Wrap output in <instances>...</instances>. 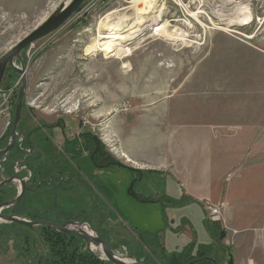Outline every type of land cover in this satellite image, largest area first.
<instances>
[{"label":"rangeland","instance_id":"1","mask_svg":"<svg viewBox=\"0 0 264 264\" xmlns=\"http://www.w3.org/2000/svg\"><path fill=\"white\" fill-rule=\"evenodd\" d=\"M68 1L0 0V56ZM132 1L85 0L59 29L24 49L21 59L26 69V92L18 125L28 130L39 124L44 128L46 123L53 127L62 119L66 138L73 140L65 157H88L82 143H76L80 132L86 130L121 162L118 136L111 130L114 114L128 110L142 114L160 100L166 101L164 106L170 113L178 101H183V108H191L194 100L209 99L212 112L220 110L237 130L257 128L259 135L258 150L239 148L234 151V161L210 163L212 180L221 181L209 196L224 194V210L232 220L226 223L222 216L223 222L209 223L205 200H185L182 194L176 195L180 188L168 176L141 174L144 180L133 189L152 202L142 204L128 194L134 171L117 167L102 174L81 168L85 185L75 180L65 181L63 187L51 181L48 192L45 187L35 189L26 204L45 206L55 198L58 208L65 212L68 208L84 211V219L79 222L88 223L95 236L126 262L165 264V255L178 254L189 245L197 247L199 241L205 243L209 238L218 247L226 243L235 249L242 264L253 260L254 264H264L260 257V253L264 257V0H160L164 13L160 25H155L152 32L144 28L145 34L127 45L120 59L106 58L102 53L86 55L84 50L96 38L100 22L108 15L123 14L132 7ZM243 16H249V24L236 25ZM164 22L169 23V32H183L186 39L160 37L157 30ZM16 66L20 67L18 62ZM20 85V75L7 69L0 85V106L8 92L12 105V96L17 97ZM5 114L1 107L0 143L7 131L10 134V116ZM244 114L255 124L237 125L234 119L247 118ZM47 134L50 144L39 148L43 154L38 161H55L54 154L63 144L59 130ZM40 163L36 171L44 176L47 171ZM192 177V183H202L200 177ZM165 183L172 195L170 202L163 197ZM12 196L11 192L2 198L9 202ZM47 215L49 220L59 218L52 211ZM222 232L225 236L220 239ZM1 240L0 264H25L16 257L12 242L5 246ZM92 247L91 251H98ZM218 247L211 258L226 264L228 257L225 252L218 255ZM192 249L190 246L186 250L194 254ZM38 253L44 252L36 248ZM35 260L33 256L26 264H36Z\"/></svg>","mask_w":264,"mask_h":264},{"label":"crops","instance_id":"2","mask_svg":"<svg viewBox=\"0 0 264 264\" xmlns=\"http://www.w3.org/2000/svg\"><path fill=\"white\" fill-rule=\"evenodd\" d=\"M176 96L182 97V94ZM172 99L171 96L170 100ZM209 101V99L194 100L192 102L194 107L191 108L188 106L183 108V101H178L168 113L169 108L164 106L166 101L160 100L147 106L142 114L133 110L114 114L111 130L118 136V149L124 160L117 161L123 165V168H117L127 171L129 168L130 172H136L131 173L132 177L135 174L171 177L170 180L180 188L179 193L175 190L176 195L182 194L185 200L190 198L220 203L224 222L230 223L229 220L232 219L224 210L227 207L224 194L218 193L216 198L209 196L211 191L214 193V188L218 189L221 181L212 180L210 163L211 161H234L236 156L234 151L239 148L247 151L258 150L259 135L257 136V128L252 126L243 131L237 130L232 123L228 122V118L225 119L226 115H221L220 110L217 113L210 110ZM245 117L247 118H235L234 122L237 125L255 124L248 116ZM241 134L243 136L239 140L237 137ZM142 175L140 181L144 180ZM194 175L200 177L201 184L192 183ZM166 185L161 189L165 201L170 202L172 195L169 194V186ZM210 240L212 239L205 238L206 242L199 243V241L197 246L211 245V254L214 255L218 246ZM226 245L221 243L220 248L218 247V255L225 252L227 258L228 251L231 254L233 251V264H242L243 260L241 256L238 257L237 251ZM254 250L250 252L251 258L254 257ZM260 257L264 259L261 253ZM253 261L249 264H254Z\"/></svg>","mask_w":264,"mask_h":264},{"label":"flooded vegetation","instance_id":"3","mask_svg":"<svg viewBox=\"0 0 264 264\" xmlns=\"http://www.w3.org/2000/svg\"><path fill=\"white\" fill-rule=\"evenodd\" d=\"M12 120H13V113L10 114V121L7 123V128H11ZM19 125L17 126L18 137L16 138L12 149L5 155L0 156V190H1L0 204L6 203L7 200H3L2 197L8 196L11 192L13 193V196L11 197V199H8V201L9 202L13 201L20 191L21 188L20 186L22 182L25 185V189L28 188V190L30 191L29 194H31L35 189H40L41 187H45L49 189V185L51 181L56 182L57 186L59 185L58 183H60V185L63 187L65 186L64 184L65 181H75V180L85 185L86 179L84 176H81L80 174L81 168L84 167L86 169V172L87 170H93L94 173L101 172V174L103 173V171L107 170L110 167H119V163L118 165H113L114 161L117 160H115L108 153V151L103 148L101 143L97 141L98 139L95 136H93L91 132H88L86 130L80 132L79 134L80 139L76 143L77 145L82 143L84 149H86L85 152H87L88 157L85 159L81 157L79 158L65 157L66 148L68 149V147L72 146L70 142H72L73 140H68L66 138L64 133L65 125L62 119H60L59 121H55L53 127H51V124L46 123V125H44L45 126L44 128L42 127V125L39 124L38 126H34L33 129L28 130L27 128L25 129L23 127L20 128ZM55 130H59L63 137L62 146H60L59 150L56 151L54 154L55 161H45V160L38 161L40 160L38 159L39 158L38 156L43 154V152H41L39 148H43L45 147V145L49 143V135L47 133L48 132L53 133ZM8 139H10V134L8 137L4 138V141L0 143V151H3L8 147L9 145ZM75 162L77 165L75 164ZM39 163L47 172L50 173L46 172V175L38 176L36 170ZM66 168L68 169V171H66ZM135 176L136 177H132L133 184L131 185V190L129 189L128 194L131 196H135V198H137L139 202L151 203L149 200L142 199L141 194L139 196L136 194V191H134L133 189L134 185L140 182L139 180H141V175L135 174ZM4 188H8L9 191L6 190L3 191ZM13 206L9 208H12ZM59 211L58 210L54 211L56 215H59V218L57 219L50 221L49 220H38V221H49L56 223L58 225L65 224L68 222L84 223V222H79L81 220L80 218L82 217L81 216L82 212H84L82 210L74 211V209L68 208L67 212H65L64 209H59ZM49 212L51 211L49 210ZM8 214H4V215H8ZM66 214L69 215L67 216ZM1 224H12V223H5L1 221L0 225Z\"/></svg>","mask_w":264,"mask_h":264},{"label":"trees","instance_id":"4","mask_svg":"<svg viewBox=\"0 0 264 264\" xmlns=\"http://www.w3.org/2000/svg\"><path fill=\"white\" fill-rule=\"evenodd\" d=\"M16 95L12 96L11 114L13 113ZM9 130V128H8ZM8 131L7 135L8 137ZM113 165H118L114 161ZM120 166V164H119ZM28 187V185H27ZM48 192V188H46ZM58 189V188H57ZM1 191V190H0ZM28 188L20 201L9 209H4L3 214H13L28 221L49 220L48 212L59 211L55 198L49 199L45 206L42 203H31ZM50 203V204H49ZM49 204V205H47ZM60 212V211H59ZM67 216L69 214H66ZM81 221L84 218H80ZM50 221V220H49ZM88 224V223H87ZM89 225V224H88ZM3 239L5 246L12 242V248L16 253V257L20 258L26 264L34 256L36 264H103L96 255L89 252L85 247V241L79 237L71 234H62L55 230L40 226L34 229H28L17 224H1L0 225V240ZM2 241V240H1ZM192 246L195 249L194 254L186 249ZM36 248L42 250L44 253L36 254ZM162 249V248H161ZM192 249V250H193ZM163 251V250H162ZM212 246H197L189 245L178 254L165 255V264H189L195 260L203 257H212ZM214 259V258H213ZM217 264H222L214 259ZM202 264H211L203 262Z\"/></svg>","mask_w":264,"mask_h":264},{"label":"water","instance_id":"5","mask_svg":"<svg viewBox=\"0 0 264 264\" xmlns=\"http://www.w3.org/2000/svg\"><path fill=\"white\" fill-rule=\"evenodd\" d=\"M85 0H69L67 3L62 4L55 12H53L42 24L30 32L26 37L14 45L7 53L0 56V85L4 76V73L7 69L12 70V72L20 75L21 85L16 97L14 110H13V120L10 128V139L9 145L3 151H0V156L8 153L13 144L18 137L17 135V126L20 121L23 99L26 92V78L25 73L26 69L21 59V53L25 48L29 47L32 43L36 42L39 39H42L49 34L53 33L59 29L63 24H65L81 7ZM16 62L19 63L20 67L16 66ZM20 191L17 194L16 198L11 202H6L0 204V221L5 223L17 224L19 226L34 229L39 226H45L55 230L56 232L62 234H71L79 237L85 241L86 249L92 254L96 255L100 260L110 262L112 264H150L144 261L135 262V261H123L114 253V249L106 245L104 241L95 236L94 232L88 227L85 223H73L68 222L65 224L58 225L49 221H36L31 222L26 219H23L15 215H4L1 213L2 210L7 209L15 205L21 198L25 191V185L22 182L20 186ZM131 190V187L129 188ZM135 198V196H132ZM88 229V230H86ZM85 231H90L92 234H89ZM225 234L222 232L220 234V239H223ZM91 246L99 248L100 252L91 251ZM228 260L226 264H233L232 255L229 253L227 255ZM203 262H209L211 264H217L210 257H203L198 260H195L189 264H202Z\"/></svg>","mask_w":264,"mask_h":264},{"label":"bare ground","instance_id":"6","mask_svg":"<svg viewBox=\"0 0 264 264\" xmlns=\"http://www.w3.org/2000/svg\"><path fill=\"white\" fill-rule=\"evenodd\" d=\"M159 2L160 0H134L131 2L133 3L132 7L126 9L123 14L118 13L106 16L98 25L96 38L92 39L91 44L85 48V54L102 53L106 58L120 59L125 52L126 46L130 45L137 37L145 34V32L143 33L144 28H151L150 31L152 32L155 29V25H160L158 21L163 19L164 13L159 6ZM138 5H140V8H137ZM248 18L249 16H243L236 22V25L244 26L249 24ZM168 26L169 23L164 22L157 30L163 39L179 41L187 37L183 32L177 34L176 30H172L174 31L173 33H171L172 31L169 32ZM88 233L92 234L90 231ZM92 248L95 250V247ZM97 252H100L99 248Z\"/></svg>","mask_w":264,"mask_h":264},{"label":"built area","instance_id":"7","mask_svg":"<svg viewBox=\"0 0 264 264\" xmlns=\"http://www.w3.org/2000/svg\"><path fill=\"white\" fill-rule=\"evenodd\" d=\"M6 94L8 95L7 96L3 95L2 97L4 103L0 106V108L3 107V112L6 113L5 115H7V117L9 118L11 105L9 103L8 98L10 97L11 92H8ZM203 206L206 209V213H207L206 218L209 223L215 224V223L223 222L221 205L219 204L214 205L209 200H205L203 202Z\"/></svg>","mask_w":264,"mask_h":264}]
</instances>
